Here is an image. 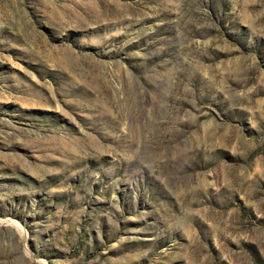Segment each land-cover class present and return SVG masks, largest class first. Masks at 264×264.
Wrapping results in <instances>:
<instances>
[{
  "label": "rangeland",
  "instance_id": "rangeland-1",
  "mask_svg": "<svg viewBox=\"0 0 264 264\" xmlns=\"http://www.w3.org/2000/svg\"><path fill=\"white\" fill-rule=\"evenodd\" d=\"M0 264H264V0H0Z\"/></svg>",
  "mask_w": 264,
  "mask_h": 264
}]
</instances>
